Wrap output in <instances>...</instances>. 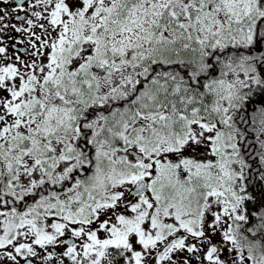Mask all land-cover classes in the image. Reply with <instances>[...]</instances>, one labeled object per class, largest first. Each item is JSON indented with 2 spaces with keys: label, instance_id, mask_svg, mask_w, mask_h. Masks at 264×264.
<instances>
[{
  "label": "snow or ice",
  "instance_id": "obj_1",
  "mask_svg": "<svg viewBox=\"0 0 264 264\" xmlns=\"http://www.w3.org/2000/svg\"><path fill=\"white\" fill-rule=\"evenodd\" d=\"M257 93L264 0H0V264H264Z\"/></svg>",
  "mask_w": 264,
  "mask_h": 264
},
{
  "label": "flooded vegetation",
  "instance_id": "obj_2",
  "mask_svg": "<svg viewBox=\"0 0 264 264\" xmlns=\"http://www.w3.org/2000/svg\"><path fill=\"white\" fill-rule=\"evenodd\" d=\"M11 35H19V34L11 33ZM7 43L11 46L14 43V41L8 40ZM23 47H27V44L17 45L18 49ZM9 52L10 53L12 52L11 47H9ZM255 98L261 101L262 99H264V95L257 93L255 95ZM246 106H248V104ZM243 112L246 113V110H244ZM258 114L259 112H256V115ZM240 116L243 117V120L240 122L239 125L241 129L245 132V141L241 145L242 154L251 167V176L249 177L250 179L249 189L250 191L257 194V199L251 203L249 211L250 212L253 210L258 211L260 210L261 205H264V195H261L262 193H264V183L260 182L258 176V171L260 170L261 167L259 163V156L257 155L259 150V143L256 138L257 133L253 130L255 125L253 124L252 127L246 126L248 123H250V121H253V119L252 118L250 119L247 113L245 115L240 113ZM251 116H253V113L251 114ZM245 119L247 120L245 121ZM260 140H264V135L260 136Z\"/></svg>",
  "mask_w": 264,
  "mask_h": 264
},
{
  "label": "trees",
  "instance_id": "obj_3",
  "mask_svg": "<svg viewBox=\"0 0 264 264\" xmlns=\"http://www.w3.org/2000/svg\"><path fill=\"white\" fill-rule=\"evenodd\" d=\"M249 103V104H248ZM248 107L250 108V110H248V113L247 115H249L250 119L252 118L253 120H256L258 119L259 117V114L256 115V112H258V110L264 108V99H262L261 101L260 100H257L255 98V95L251 98V100L248 102ZM246 109V107H245ZM253 113V116H251V114ZM246 117V116H244ZM247 119H245L246 121ZM248 123V122H247ZM240 126V125H239ZM246 126L248 127H252L253 126V121H250V123H248Z\"/></svg>",
  "mask_w": 264,
  "mask_h": 264
},
{
  "label": "rangeland",
  "instance_id": "obj_4",
  "mask_svg": "<svg viewBox=\"0 0 264 264\" xmlns=\"http://www.w3.org/2000/svg\"><path fill=\"white\" fill-rule=\"evenodd\" d=\"M249 104V103H248ZM264 107V106H263ZM244 110H246V113H248V110H250V108L248 107V106H246V109L244 108V109H242V111H241V113L243 114V115H245L246 113L245 112H243ZM258 112H259V110H258ZM242 117V116H241Z\"/></svg>",
  "mask_w": 264,
  "mask_h": 264
}]
</instances>
